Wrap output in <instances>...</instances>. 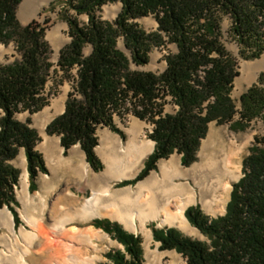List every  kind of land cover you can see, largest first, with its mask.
<instances>
[{
  "label": "trees",
  "instance_id": "obj_1",
  "mask_svg": "<svg viewBox=\"0 0 264 264\" xmlns=\"http://www.w3.org/2000/svg\"><path fill=\"white\" fill-rule=\"evenodd\" d=\"M23 0H0V42L16 43L18 55L0 60V204L9 205L21 222L17 186L21 168L12 160L24 149L28 158L30 188H38L37 176L49 173L44 153L37 145L42 139L32 117L51 102L50 86L55 70L53 48L46 37V25L34 19L22 22L18 15ZM121 1L115 20L104 19L99 10L108 2ZM78 14L65 15L71 40L62 47L58 61L65 76L77 68L74 89L65 110L53 118L47 131L61 135L65 153L80 143L91 165L101 170L97 154L99 128L110 126L123 133L116 117L134 113L154 122L150 136L156 141L145 166L133 179L137 183L157 168L158 161L174 152L182 154L185 165L198 159L211 122H231L236 130L246 129L264 113V87L256 82L241 95L242 107L232 94L239 75L238 59L223 40V18H232V37L246 58L264 52V0H68ZM153 14L159 21L154 31L145 29L138 18ZM124 37L130 55L120 44ZM178 45L167 56L162 71L133 66L150 61L155 46ZM264 79V74L261 75ZM177 110L167 111V98ZM238 113L240 117L237 118ZM123 137L126 135L123 133ZM244 159L243 176L234 182L226 212L206 213L201 204H192L186 214L209 240L194 238L176 226L154 227L163 249H177L186 264H264V135ZM92 223L110 232L124 248L106 253L109 260L99 264H142L143 236L128 230L117 220L96 217Z\"/></svg>",
  "mask_w": 264,
  "mask_h": 264
},
{
  "label": "rangeland",
  "instance_id": "obj_2",
  "mask_svg": "<svg viewBox=\"0 0 264 264\" xmlns=\"http://www.w3.org/2000/svg\"><path fill=\"white\" fill-rule=\"evenodd\" d=\"M26 0H23L18 7V15L19 18L24 23H28L34 19L38 20L42 24L46 25V37L50 41L53 52H52V59L55 61V73L50 81L49 88L53 89L55 93L51 96V102L45 106L42 110L30 113L29 111H23L18 114V116L22 119H27L29 116L32 117L33 125L36 126L41 133L42 139L39 141L37 145L38 149H40L45 156L47 161V165L49 168V173L41 171L37 176V183L38 188L35 191H30L34 195L38 196H46L48 199V207L46 212L44 213L45 221L47 224L48 231L45 235L43 240H38V247L43 248L49 243L53 247L55 244L53 241L62 240L60 245L68 242V236L66 234L67 231L74 229L75 227H79L80 229H88L90 227H94L97 230H101L99 236L94 237L97 242V250L95 247H91L88 245L86 250L87 253L91 255H98L99 257L95 260L94 264H99L103 261L109 260L106 256V253L114 248L124 247V245L117 240L111 233L103 229L102 227H98L92 223V220L96 217L101 218H111L113 220H118L122 223L125 228L128 230L134 231L139 233L143 236V246H144V261L142 264H146L147 253L149 252V248L158 253L160 251L164 252L163 255V262L170 263L171 260L177 259L178 264H186V257L179 252L177 249H163L160 247L161 241L156 240L154 236V227H163L168 226L170 224H161L159 220L150 219L143 229L140 226L133 227L128 223L113 218L109 215H89L87 218L82 216H76L74 211L77 206H82L86 203V200L89 197H92L95 193V190H101L108 186V183L112 184V189L115 190L120 187L126 186H133L135 190L137 188V183H131L125 186H118L117 183L121 180L119 177L114 179H110L109 181L101 180L99 176L103 175V172L106 170L107 164L103 155L99 152L98 146L107 139L111 141H115L116 137L119 135L121 136L124 142H128L129 139L132 137L136 138L139 143L146 142L149 139H153L150 136V132L154 129V122L149 119H142L135 115L134 113H130L123 118L122 116L116 117L117 126L122 129L123 133L126 135V138L123 137V133L113 130L110 126H101L99 128V136H100V143L96 147L97 154L101 158L102 162L104 163V167L101 170L95 169L88 160L87 154L85 150L82 148L81 144H75L68 150V153H65V147L61 142V135L59 134H51L47 131V126L49 122L55 118L58 114L62 113L66 107V100L69 96L70 91L74 89L75 84V76L77 75V68H74L72 71V75L70 77L65 76V71L61 69L58 61L60 59V53L63 46H65L70 40L71 35L69 33L70 24L66 20V17L63 15H77L80 19L84 22L87 21L89 15L87 13L78 14L75 8H73L70 4L67 3L68 0H51L49 3L43 5L41 10L34 15L27 16L25 14V10L23 9V3ZM123 3L121 1L116 2H108L99 10V14L104 19L115 20L119 15L120 11L122 10ZM138 21L141 25L147 29L148 31H154L159 26V21L155 17V15L150 14L143 17L138 18ZM223 29L225 31V35L223 36V40L228 46V48L233 52V54L238 59V68H239V75L235 79V85L232 91V94L238 104V108L242 107L241 102V95L244 91H246L250 86L254 83L258 82L264 87V79L261 80V75L264 74V52L261 56L255 58H246L241 53V45L239 41L232 37L231 28H232V18L230 15H225L223 18ZM121 46L130 54L132 55V50L126 45L124 37L120 40ZM178 45L175 42H168L167 44H163L162 46H155V48L151 51L150 61L146 64H136L134 63L133 66L140 69L145 70H155V71H162L166 65L167 60L166 56L173 50H176ZM18 55V50L16 47V43L12 42L10 44H6L0 42V60L7 62L15 59ZM262 60L257 62L258 60ZM247 67V68H246ZM246 68V70H245ZM247 72V73H246ZM64 95L63 98L61 96ZM177 105L174 100L167 98L166 103V110L175 112L177 110ZM3 114V111L0 109V117ZM240 117V113H238L237 118ZM47 133V135H46ZM211 134L215 136H220L224 138V143L227 148L226 152H231V149L238 151L239 153V160L241 161V170L240 176L234 180V182L238 181L243 176V165L244 159L251 153V147L259 142V137L264 135V113L263 116H259L253 119V121L249 124L246 129L236 131L231 127V122L226 123H219L217 120L211 122L210 130L208 135L203 139L201 148L198 152V159L192 163L191 165H185L182 161V154L178 151L174 152L169 158L173 155H177L180 158L182 163V168H189L193 164L198 163L202 160L201 151L203 148L204 143H206L207 139L211 136ZM48 137V139H47ZM47 140L48 143H45ZM154 140V139H153ZM155 141V140H154ZM156 143V141H155ZM155 143L153 144L155 147ZM147 146L148 143H145ZM152 147V146H151ZM149 149L148 154L146 155L144 162L140 169L134 174L135 176L141 172V169L145 166V160L147 156L153 151ZM225 152V153H226ZM224 153V154H225ZM222 154V152H221ZM222 154V155H224ZM26 152L23 149L22 152L12 160V162L21 168V176H20V183L17 186V196L19 199V204H16V209L19 212V216L21 222L19 225H15L16 229L19 231L26 227L28 229L33 230L32 224L26 218L25 212V199L20 197V191L23 188L22 184V177L25 170V166L27 165L28 168V158L25 159ZM27 157V155H26ZM169 158H162L158 161L157 168H154L150 171V173L145 176L144 178L150 176L154 173L155 170H160L161 162L167 160ZM25 159V163L23 161ZM87 163L90 166V173H84V164ZM29 170V169H28ZM134 177V176H133ZM175 180L179 183H188L190 182L192 185L194 184V179L189 176H175ZM139 181V180H138ZM234 185V183H233ZM29 187H30V172H29ZM71 188L70 192L68 188ZM233 189V187H232ZM231 193L228 198L225 200V203H220L219 206L216 205L215 210H210L206 207L201 198L198 197L197 200L191 202L189 204H201L203 210L212 215L218 216L223 214L226 211L227 205L231 199ZM61 192H68L69 196L66 200H64L62 205L63 207L59 208L57 211H50L51 205L55 198L61 194ZM134 192V191H133ZM71 194V197H70ZM37 198V196H36ZM37 200V199H36ZM188 206V207H189ZM0 221L3 223L0 224V235L3 233H9L10 227H8L6 222V214L2 211L4 208L9 207L11 210L12 208L9 205L2 206L0 204ZM104 209V208H103ZM14 213V211L12 210ZM15 214V213H14ZM75 215V220H70V215ZM42 215V214H40ZM38 216V215H37ZM16 221V219H15ZM190 221V219H189ZM67 224V228L61 233L57 234L58 227L63 224ZM191 226L189 230L182 228L179 225H170L176 226L181 229L185 234L192 236L194 238H200L209 240V237L202 232L200 228L195 226L191 221ZM151 230V233L148 231ZM18 231V232H19ZM51 235V241L49 236ZM152 236V238H149ZM48 242V243H47ZM79 247H81L78 244ZM4 247L1 238H0V251ZM53 254V253H52ZM46 255L44 258L48 259V262L51 258L49 264H66L58 259L60 256H51V250L46 249L43 253H37L34 260L41 264H46L43 262V256ZM57 259L56 261H54ZM54 261V262H53Z\"/></svg>",
  "mask_w": 264,
  "mask_h": 264
},
{
  "label": "bare ground",
  "instance_id": "obj_3",
  "mask_svg": "<svg viewBox=\"0 0 264 264\" xmlns=\"http://www.w3.org/2000/svg\"><path fill=\"white\" fill-rule=\"evenodd\" d=\"M50 1L26 0L23 3L25 14L31 16L36 12L38 13L43 5ZM260 61L262 60L259 59L257 62ZM63 97L64 95L61 96V98ZM45 143H48L47 140ZM145 143L149 145L147 146ZM145 143H139L134 137L128 142H124L119 135L115 141L106 137L98 146V150L107 164L103 175L99 176L101 180H105L107 183L112 177V179L116 177L122 179L135 176L134 174L142 166L149 149L154 148L155 141L149 139ZM223 143V137L218 135L214 137L211 134L203 145L201 161L183 169L180 158L173 155L161 162L159 171L155 170L150 176L141 179L135 190L131 185L113 190L112 184L108 183L107 187L95 190L94 195L89 197L82 206H77L74 214L86 218L89 215H109L133 227L140 226L143 229L150 219H156L161 224L179 225L189 230L192 227L186 215L189 204L200 197L206 207L215 210L216 205L219 206L221 202L225 203L231 193L234 180L240 176L241 161L238 151L232 148L231 152H226L227 147ZM221 152L222 154L226 153L222 155ZM25 159H27L26 155ZM25 159H23L24 163ZM83 168L85 174L90 173V166L87 161ZM189 175L194 179L193 185L190 182L179 183L175 180V176ZM22 184L20 197L25 199L26 218L34 229L31 230L26 227L19 231L15 227L12 210L9 207L2 210L6 214L5 224L10 227V232L0 235L4 245L0 251V264H41L34 258L37 253H43L46 249L51 250V256L61 255L58 260L66 264H94L99 256L91 255L86 250L88 245L99 249L94 237L99 236L101 230L94 227L88 229L75 227L67 231L69 240L61 245L62 240H58L53 241L55 244L53 247L48 242L46 247L39 248L37 246L38 240H43L48 231L44 213L49 201L44 195L38 196L31 193L27 165L23 173ZM68 190L70 192L71 188L69 187ZM68 196V192H61L53 201L50 211H57L63 207L62 202ZM74 214L70 215V220H75ZM1 223L3 221H0ZM58 228L57 234H61L67 228V224L63 223ZM148 231L151 233V230ZM149 238L152 236L149 235ZM49 239L51 241V235ZM163 255L164 252L158 253L155 250L153 252L149 248L146 264H178L177 259L171 260L170 263H164ZM45 256H43L44 263L48 262V259L44 258ZM50 261L51 258L46 264H49Z\"/></svg>",
  "mask_w": 264,
  "mask_h": 264
},
{
  "label": "crops",
  "instance_id": "obj_4",
  "mask_svg": "<svg viewBox=\"0 0 264 264\" xmlns=\"http://www.w3.org/2000/svg\"><path fill=\"white\" fill-rule=\"evenodd\" d=\"M140 180H141V179H140ZM140 180H139V181H140ZM139 181H138V182H139Z\"/></svg>",
  "mask_w": 264,
  "mask_h": 264
}]
</instances>
